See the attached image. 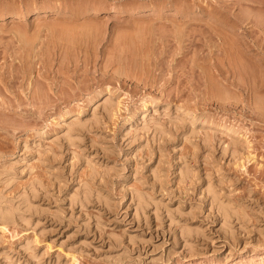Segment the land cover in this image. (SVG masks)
Here are the masks:
<instances>
[{
    "label": "rangeland",
    "instance_id": "374dc122",
    "mask_svg": "<svg viewBox=\"0 0 264 264\" xmlns=\"http://www.w3.org/2000/svg\"><path fill=\"white\" fill-rule=\"evenodd\" d=\"M0 264H264V0H0Z\"/></svg>",
    "mask_w": 264,
    "mask_h": 264
},
{
    "label": "bare ground",
    "instance_id": "6f19581e",
    "mask_svg": "<svg viewBox=\"0 0 264 264\" xmlns=\"http://www.w3.org/2000/svg\"><path fill=\"white\" fill-rule=\"evenodd\" d=\"M143 15H146V14H143ZM231 32H233L232 30H231ZM233 33H235V32H233ZM240 41H242L241 39H239ZM240 41H238L239 43H240ZM246 42V41H245ZM238 43V44H239ZM241 45H237L238 46V51H239V53H237V55H240V54H242V55H240V57H241V59L243 58L242 56H244V58L243 59H246V57L245 56H247L248 57V55H249V51H250V49H249V47H250V45H248V43H244V40H243V42L242 43H240ZM237 48V47H236ZM250 56V55H249ZM253 56V55H252ZM252 56H250V57H252ZM239 56H238V58H240ZM250 57H248L250 60L252 59V63H253V58H250ZM247 58V59H248ZM240 59V60H241ZM247 60L248 62L250 61V60ZM239 60V59H238ZM242 64H243V60H242ZM243 65H245V63L243 64ZM249 65V64H248ZM247 66V65H246ZM254 66V65H253ZM248 67H250V65L248 66ZM111 91V90H110Z\"/></svg>",
    "mask_w": 264,
    "mask_h": 264
}]
</instances>
